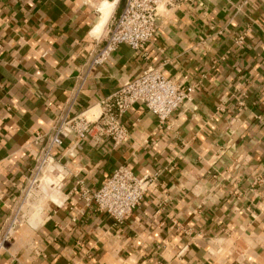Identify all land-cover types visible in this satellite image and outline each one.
<instances>
[{"label":"crops","instance_id":"1","mask_svg":"<svg viewBox=\"0 0 264 264\" xmlns=\"http://www.w3.org/2000/svg\"><path fill=\"white\" fill-rule=\"evenodd\" d=\"M123 3L0 0V238ZM148 66L193 85L191 99L164 120L135 103L118 145L64 138L41 176V207L18 217L0 264H264V0L160 7L144 49L120 45L90 71L73 113L97 118L102 99ZM119 165L156 177L116 223L92 194Z\"/></svg>","mask_w":264,"mask_h":264},{"label":"built area","instance_id":"2","mask_svg":"<svg viewBox=\"0 0 264 264\" xmlns=\"http://www.w3.org/2000/svg\"><path fill=\"white\" fill-rule=\"evenodd\" d=\"M182 1L190 0H124L121 11L106 26L101 44L85 58L84 70L78 76V86L67 97L63 110L40 149L28 182L29 188L39 180L43 168L52 161L54 151L63 145L64 138L89 139L94 142L110 140L113 145H118L128 134L121 118L135 103L143 104L159 120H164L177 106L191 99L193 85L184 86L178 80L165 76L158 67L148 66L102 99L97 118L90 119L83 113H73L77 97L90 71L104 64L120 45L135 51L143 50L156 34L160 7H172ZM244 35L245 32L235 39L237 45L243 44ZM238 104L244 106L243 99ZM36 141L41 142L42 138L37 137ZM155 177L138 176L125 165H119L92 194L96 209L116 223L122 222L139 206ZM18 217L19 209L8 221L0 238V247L8 241Z\"/></svg>","mask_w":264,"mask_h":264},{"label":"rangeland","instance_id":"3","mask_svg":"<svg viewBox=\"0 0 264 264\" xmlns=\"http://www.w3.org/2000/svg\"><path fill=\"white\" fill-rule=\"evenodd\" d=\"M53 162V160L51 161ZM40 185H41V181L38 180L32 187H27L25 189V192L28 190H30V196L28 197L27 200V196L26 199L25 197L21 199V201L18 203V209H19V217L22 216L23 218H27L28 216H30V218L32 217V214L34 213L35 210H37V204L39 207H41V202L40 204L38 203L39 200L42 198V192L40 190ZM40 210V209H39Z\"/></svg>","mask_w":264,"mask_h":264},{"label":"bare ground","instance_id":"4","mask_svg":"<svg viewBox=\"0 0 264 264\" xmlns=\"http://www.w3.org/2000/svg\"><path fill=\"white\" fill-rule=\"evenodd\" d=\"M106 8V7H105ZM103 14H104V16H106V13H105V9L103 8ZM96 108H93V109H90V111L88 112V115H87V118H91L92 116H94L95 114H96V110H95ZM48 165V164H47ZM47 165L43 168V171H42V174H43V172L47 169L46 167H47ZM49 167V166H48ZM42 174L40 175V177H39V180L41 181V176H42ZM30 190H28L27 192H26V195H25V199H26V196H27V200H28V197L30 196Z\"/></svg>","mask_w":264,"mask_h":264}]
</instances>
